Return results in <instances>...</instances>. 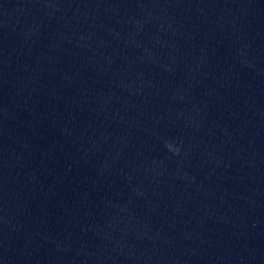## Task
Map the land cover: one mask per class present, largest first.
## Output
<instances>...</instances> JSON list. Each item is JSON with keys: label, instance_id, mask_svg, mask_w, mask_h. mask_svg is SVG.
I'll list each match as a JSON object with an SVG mask.
<instances>
[{"label": "water", "instance_id": "1", "mask_svg": "<svg viewBox=\"0 0 264 264\" xmlns=\"http://www.w3.org/2000/svg\"><path fill=\"white\" fill-rule=\"evenodd\" d=\"M0 264H264V0H0Z\"/></svg>", "mask_w": 264, "mask_h": 264}]
</instances>
